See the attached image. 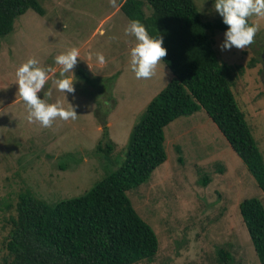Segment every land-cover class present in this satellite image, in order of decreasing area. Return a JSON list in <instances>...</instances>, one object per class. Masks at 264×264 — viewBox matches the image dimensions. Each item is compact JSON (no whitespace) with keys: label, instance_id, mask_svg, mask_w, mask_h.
<instances>
[{"label":"rangeland","instance_id":"obj_1","mask_svg":"<svg viewBox=\"0 0 264 264\" xmlns=\"http://www.w3.org/2000/svg\"><path fill=\"white\" fill-rule=\"evenodd\" d=\"M39 1L44 15L28 9L15 20L12 32L0 36V264L10 228L7 218L16 213L20 191L54 203L89 189L122 163L132 126L171 78L162 61L152 78H135L130 50L136 40L124 34L130 22L120 10L124 0H115V5L110 0ZM193 1L204 21L221 17L215 0ZM145 11L150 13L147 7ZM252 22L260 30L245 50H221L226 30H209L208 35L219 60L231 68V90L264 159V60L257 48L264 47V18L253 16ZM73 46L81 56L73 69L75 93H66V98L77 119L57 118L48 128L30 123L18 93L17 68L34 57L41 66L58 69L55 57ZM97 52L105 55V65L97 63ZM49 89V103L64 99L52 78L38 96L45 98ZM102 121L115 143L109 156L98 149L107 141ZM164 133L166 161L146 182L126 192L159 240L153 260L135 264H219V248L229 250L234 263L261 264L238 204L255 197L264 205V190L216 124L201 109L173 120ZM205 175L210 179L203 185Z\"/></svg>","mask_w":264,"mask_h":264},{"label":"trees","instance_id":"obj_2","mask_svg":"<svg viewBox=\"0 0 264 264\" xmlns=\"http://www.w3.org/2000/svg\"><path fill=\"white\" fill-rule=\"evenodd\" d=\"M145 7L150 9L147 14ZM28 9L39 15V0H0V36L14 29ZM120 10L131 21L139 19L150 35L163 36L167 55L162 62L172 76L148 102L129 134L122 163L82 194L48 203L22 189L10 228L2 241L1 264H135L152 261L159 248L153 228L139 215L126 192L146 182L167 159L164 128L181 116L203 109L240 157L259 188L264 190V159L244 112L231 90L232 71L221 62L208 35L227 30L223 18L204 21L193 0H124ZM257 61V60H255ZM252 61V62H255ZM109 156L115 143L102 121ZM181 162L180 147L176 148ZM202 177V184L209 182ZM254 251L264 264V205L255 197L238 204ZM219 264L234 263L232 253L217 250Z\"/></svg>","mask_w":264,"mask_h":264},{"label":"clouds","instance_id":"obj_3","mask_svg":"<svg viewBox=\"0 0 264 264\" xmlns=\"http://www.w3.org/2000/svg\"><path fill=\"white\" fill-rule=\"evenodd\" d=\"M115 5V0H110ZM215 10L223 18L227 30L224 33L221 50L232 49L245 50L255 43V36L260 30L257 22L249 23V18L255 16L264 18V0H215ZM66 27V25H64ZM126 36L135 37L136 43L130 50V67L136 79H150L156 75L160 62L167 55V49L163 46V36L150 35L146 26L139 20L133 19L124 29ZM92 53H88V59H92ZM81 53L78 47H71L55 57V63L59 68L43 67L36 58H29L16 70V84L20 98L27 105V120L38 121L43 127H51L57 118L68 121L75 120L78 114L73 104L68 102L66 93H75L74 84L77 77L73 69L78 63ZM99 65L107 63L103 53H95ZM88 64V63H87ZM90 70L91 67L88 64ZM58 71V78L55 74ZM52 78L56 89L64 93V99H57L49 103L52 90L44 92L41 99L38 96Z\"/></svg>","mask_w":264,"mask_h":264},{"label":"water","instance_id":"obj_4","mask_svg":"<svg viewBox=\"0 0 264 264\" xmlns=\"http://www.w3.org/2000/svg\"><path fill=\"white\" fill-rule=\"evenodd\" d=\"M259 49V47H257ZM261 58L264 60V50L262 51ZM264 81V79H263Z\"/></svg>","mask_w":264,"mask_h":264},{"label":"flooded vegetation","instance_id":"obj_5","mask_svg":"<svg viewBox=\"0 0 264 264\" xmlns=\"http://www.w3.org/2000/svg\"><path fill=\"white\" fill-rule=\"evenodd\" d=\"M258 50H260V53L262 54V51L264 50V47L260 46Z\"/></svg>","mask_w":264,"mask_h":264},{"label":"crops","instance_id":"obj_6","mask_svg":"<svg viewBox=\"0 0 264 264\" xmlns=\"http://www.w3.org/2000/svg\"><path fill=\"white\" fill-rule=\"evenodd\" d=\"M171 76H172V74H171ZM200 111H201V110H199V111H197V112H195V113H198V112H200ZM195 113H194V114H195ZM192 115H193V114H192ZM192 115H190V116H192ZM204 119H205V116H204L203 120H204Z\"/></svg>","mask_w":264,"mask_h":264}]
</instances>
